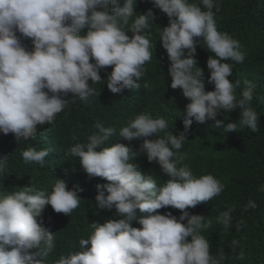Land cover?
<instances>
[{"label": "clouds", "instance_id": "clouds-1", "mask_svg": "<svg viewBox=\"0 0 264 264\" xmlns=\"http://www.w3.org/2000/svg\"><path fill=\"white\" fill-rule=\"evenodd\" d=\"M152 3L168 26L139 0H0V264H224L222 252L212 255L217 242L203 235L213 221L187 210L224 185L211 173L197 177L179 153L193 121L258 132L256 84L245 80L237 96L240 81L229 79L228 61L243 63L245 45L218 29V0ZM153 25L171 87L189 100L179 135L163 116L134 117L120 102L135 106L154 64ZM201 42L215 54L208 81L196 59ZM115 107L123 113L93 124L95 112ZM236 109L238 121L216 119ZM168 206L182 214H161ZM256 207L250 200L246 210ZM91 208L119 218L92 223L89 233L68 227ZM233 211L216 217L224 230Z\"/></svg>", "mask_w": 264, "mask_h": 264}, {"label": "trees", "instance_id": "trees-1", "mask_svg": "<svg viewBox=\"0 0 264 264\" xmlns=\"http://www.w3.org/2000/svg\"><path fill=\"white\" fill-rule=\"evenodd\" d=\"M219 11H216L218 29L227 32L239 40L245 47L246 59L243 63L233 64V73L229 79L236 78L240 81L237 96L243 91L245 80L256 84L252 106L260 115L259 131L252 132L248 128L237 129L234 132H224L222 128L214 127L215 121L208 120L206 123L193 121L179 155L187 153L184 157L192 171L199 177L211 173L224 185L223 192L207 202H201L196 207L187 209L191 214L205 216V220H212V228L205 230L203 235L209 242H217L213 256L223 253L224 264H264V192L259 191L264 185V0H218ZM140 10L145 13L148 9L161 13L160 27L168 26L169 18L161 10L153 7L152 0H139ZM215 11V9H214ZM153 25L152 42L155 45L152 49V63L147 65L144 72V79L136 104L132 106V100L125 98L120 102L127 106L134 117L140 113L150 112L154 117L163 116L171 124L174 134L179 135L178 130L184 129L186 115L184 109L189 103L183 94L182 89H173L169 81L167 65L158 59L161 52L162 42L159 40L157 28ZM199 40L200 38H196ZM198 66L204 70V77L209 80L210 71L207 68L209 56L215 57L214 53L207 50L204 44H197ZM247 50V51H246ZM187 52V50H185ZM147 81L151 87L145 89L144 82ZM208 90H214V84L208 83ZM113 101L118 98L111 97ZM123 112L121 108L115 107L110 111L95 112L93 124L104 122L109 116L116 117ZM225 124L240 119V110L221 112L216 117ZM108 121V120H107ZM146 168L153 171L160 178V165L149 162L147 156ZM183 165V164H182ZM170 178V177H169ZM168 180V179H167ZM167 180H164L166 182ZM252 200L257 207L246 210V205ZM234 209L231 213L233 223L230 229L224 230L216 223V217L221 211ZM172 212L179 217L181 210L168 206L163 208L161 214ZM109 217L116 216V210L91 208L82 220L73 219L68 223L71 230H83L85 233L91 231V224L97 221L101 223ZM187 223V221H184ZM72 235V233L70 234ZM190 240V237H189ZM238 241V246L233 248L232 241ZM243 252V258L240 253Z\"/></svg>", "mask_w": 264, "mask_h": 264}]
</instances>
